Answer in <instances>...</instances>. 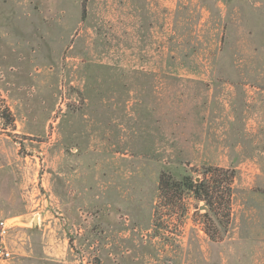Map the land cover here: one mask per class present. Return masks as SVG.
<instances>
[{
    "label": "rangeland",
    "instance_id": "rangeland-1",
    "mask_svg": "<svg viewBox=\"0 0 264 264\" xmlns=\"http://www.w3.org/2000/svg\"><path fill=\"white\" fill-rule=\"evenodd\" d=\"M232 63L264 81V0H0V221L17 222L0 264H264L251 86H235L238 132L202 109ZM224 164L231 222L212 242L203 203L166 206L157 185Z\"/></svg>",
    "mask_w": 264,
    "mask_h": 264
},
{
    "label": "trees",
    "instance_id": "trees-1",
    "mask_svg": "<svg viewBox=\"0 0 264 264\" xmlns=\"http://www.w3.org/2000/svg\"><path fill=\"white\" fill-rule=\"evenodd\" d=\"M1 117L5 126L13 125L7 109L2 111ZM235 176L233 169L214 166L202 167L197 179L189 175L175 178L161 172L157 185L158 198L164 200L166 206H174L176 202L191 198L196 203L193 205L195 213L198 212L199 204L203 203L205 212L200 215L202 231L210 241L217 242L221 240V231L226 232L230 226ZM180 208L183 212L187 211L186 206ZM157 209L158 205L154 211V226L158 225L159 220Z\"/></svg>",
    "mask_w": 264,
    "mask_h": 264
},
{
    "label": "crops",
    "instance_id": "crops-1",
    "mask_svg": "<svg viewBox=\"0 0 264 264\" xmlns=\"http://www.w3.org/2000/svg\"><path fill=\"white\" fill-rule=\"evenodd\" d=\"M239 36L245 34H238ZM216 68H214L216 73H213V81L216 83H219V79L223 77L222 83L220 85L222 86H228L227 89H220L218 88L217 92L218 94L215 95L213 98L214 101L210 102L209 104H204L205 107L208 108V105L212 106L213 114H215V120L213 123V130L215 134L218 135H226V134H233L234 131L240 126H238V123L236 120L238 117L236 116L237 113L241 111L242 108L239 109V107L236 109V106H234L235 100L238 99L241 95L240 91L235 88L237 86V83H246L248 84V87L251 86L250 90L248 91L249 95L247 96V104L246 105V113H245V126L243 128V131L245 133H248L250 135H256L263 133L264 129V117H263V110H264V81L262 78V75L256 78H250L249 73L252 72L250 66L241 64H224V65H216ZM220 71V72H219ZM257 71V70H256ZM255 71V72H256ZM218 72V73H217ZM254 73V72H253ZM256 75V73H254ZM259 76V75H256ZM254 77V76H253ZM198 85H206L205 83L209 80L205 79H197L195 80ZM234 81L236 85H231L230 82ZM228 84V85H227ZM219 86V85H218ZM232 104V105H231ZM230 105V107H229ZM232 109L236 112L233 113ZM207 124V123H206ZM204 122L202 124V128L205 129L207 126ZM238 132V131H237ZM218 167H226V164L224 165H215ZM38 205V204H37ZM36 206V205H35ZM34 206V207H35ZM34 218L36 219V215H39L38 212L33 213ZM38 221V218H37Z\"/></svg>",
    "mask_w": 264,
    "mask_h": 264
},
{
    "label": "built area",
    "instance_id": "built-area-1",
    "mask_svg": "<svg viewBox=\"0 0 264 264\" xmlns=\"http://www.w3.org/2000/svg\"><path fill=\"white\" fill-rule=\"evenodd\" d=\"M16 225L17 222L13 219L0 221V262H5L12 257V252L6 247L5 240L8 237L11 228Z\"/></svg>",
    "mask_w": 264,
    "mask_h": 264
}]
</instances>
